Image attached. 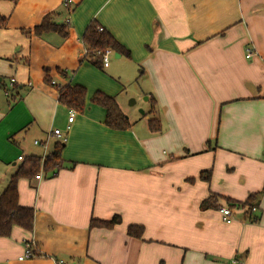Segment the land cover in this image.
I'll return each mask as SVG.
<instances>
[{"label":"crops","instance_id":"0c3cea01","mask_svg":"<svg viewBox=\"0 0 264 264\" xmlns=\"http://www.w3.org/2000/svg\"><path fill=\"white\" fill-rule=\"evenodd\" d=\"M48 12L66 36L32 31ZM0 14V193L19 156H44L62 141L64 161L18 179L32 229L0 236V264H264V0H0ZM91 20L130 55L113 52L103 68L85 60ZM68 83L86 89L70 123L72 109L57 100ZM95 91L115 97L129 129L104 125ZM129 97L141 100L142 116ZM255 192L256 211L233 206L222 220L220 207ZM210 195L217 207L200 208ZM115 214L111 227L90 226ZM129 224L142 236H129Z\"/></svg>","mask_w":264,"mask_h":264},{"label":"trees","instance_id":"16d2710c","mask_svg":"<svg viewBox=\"0 0 264 264\" xmlns=\"http://www.w3.org/2000/svg\"><path fill=\"white\" fill-rule=\"evenodd\" d=\"M16 3L17 0H9ZM54 12L46 13L40 23L32 28L35 34H42L48 31L58 32L62 36L67 35L65 24H59L54 21ZM7 24V16L0 14V28H4ZM82 42L86 53L83 58L95 65L98 68H103L101 57L95 55L93 50L110 48L112 52H117L129 56L128 50L115 39L112 33L103 28L95 20H91L83 34ZM61 74L66 75V71L57 69ZM47 83H51L49 77H45ZM8 87V86H6ZM58 96L57 100L60 104L68 109H73L78 113H82L85 109L86 89L80 84H64L57 86ZM6 88H4L5 90ZM10 95L7 98L15 96V87L9 89ZM91 103L102 107L105 111L103 123L110 129L127 130L131 123L126 114H124L116 101L115 97L108 95L102 91H95L90 98ZM148 126L152 131L160 129L158 121L153 117L148 119ZM63 148L62 141H57L54 144L53 150L44 156L26 155L21 156V162L17 165L14 173H12L7 183L0 193V236H8L13 225L22 227L27 231L32 229L33 208L31 206L21 205L18 202L17 182L21 177L34 178L35 175L42 169L44 172L55 173L63 166V159L61 158V150ZM199 177L208 180L210 177V170H202ZM264 188V187H263ZM258 192L251 193L242 202H230L228 206L240 205H254V199ZM230 201V199H228ZM210 207H217L216 199L210 195L200 202V208L206 209ZM120 222V216L115 214L110 219H90V226L111 227ZM126 233L132 237H141L143 227L139 224H129Z\"/></svg>","mask_w":264,"mask_h":264},{"label":"built area","instance_id":"2783aa9c","mask_svg":"<svg viewBox=\"0 0 264 264\" xmlns=\"http://www.w3.org/2000/svg\"><path fill=\"white\" fill-rule=\"evenodd\" d=\"M245 51H246V57L249 58L250 56H252L253 49H251L250 47H247ZM84 53H86V49L85 48H84ZM93 53L95 55H98V56L101 57L102 65H103V67H106L109 64V59H110V57H111L113 52H112V50L110 48H106L104 50H101V49L93 50ZM14 81H15L14 77H11L9 79L8 87H6V89L4 90V93L6 94V96L10 95L9 89L13 88L12 84L14 83ZM74 115H75V111L73 109L70 110L69 116H68V122L69 123L74 118ZM69 127H70V124H68L66 126L67 129ZM50 134L55 135L58 138L62 137V133H61L60 129H53L50 132ZM37 142L38 141H35V143H37ZM18 158L21 159V156H19ZM35 178L36 179H40L41 178V173L36 174ZM234 206H236V205H234ZM242 206L243 205L236 206V207H242ZM232 207L233 206H222V207L219 208L223 221L229 222L232 219V214H233ZM245 209H249L251 212H254V211H256L257 207L255 205L245 206ZM33 255H34V253H33V250L31 248V246L29 244H27L26 248H25V251H24V256L25 257H32ZM233 262L235 264H241L242 263V261H240V260H233ZM58 263H62V260H58Z\"/></svg>","mask_w":264,"mask_h":264},{"label":"rangeland","instance_id":"374dc122","mask_svg":"<svg viewBox=\"0 0 264 264\" xmlns=\"http://www.w3.org/2000/svg\"><path fill=\"white\" fill-rule=\"evenodd\" d=\"M8 100H9V102L10 103H12L13 101V98H7ZM131 99H134V98H131V97H129L128 99H126V104H129V106L131 107V108H133L136 112H135V114L137 115V116H142V114H141V110H143L142 109V106L141 105H139L140 103H141V100L139 99H137V101L134 99V101L133 100H131ZM141 99H144V96H142L141 97ZM132 101H133V103H132ZM131 102V103H130ZM0 165H2V164H0Z\"/></svg>","mask_w":264,"mask_h":264},{"label":"water","instance_id":"95a60500","mask_svg":"<svg viewBox=\"0 0 264 264\" xmlns=\"http://www.w3.org/2000/svg\"><path fill=\"white\" fill-rule=\"evenodd\" d=\"M118 55H119L118 53L115 54V56H118Z\"/></svg>","mask_w":264,"mask_h":264}]
</instances>
